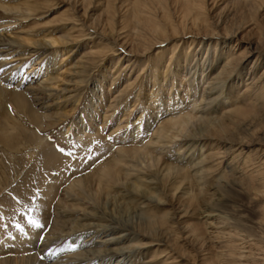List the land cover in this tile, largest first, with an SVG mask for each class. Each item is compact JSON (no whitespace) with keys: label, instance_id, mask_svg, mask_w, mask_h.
Here are the masks:
<instances>
[{"label":"bare ground","instance_id":"6f19581e","mask_svg":"<svg viewBox=\"0 0 264 264\" xmlns=\"http://www.w3.org/2000/svg\"><path fill=\"white\" fill-rule=\"evenodd\" d=\"M118 1L122 21L115 18L114 24L123 25L111 28L109 11L89 30L70 13L40 24L52 9L51 0H0V83L9 87L0 84V99L9 93L16 105L26 103L18 109L28 110L32 124L43 133L81 113L84 124L76 120L77 128L72 121L67 126L75 136L90 131L92 135L84 133L85 146L102 126L109 128L107 136L115 137L106 147L93 146L97 158L72 172L66 182L53 180L38 193L35 213L42 225L49 226L44 230L46 239L41 241V231H30L26 238L16 235L10 241L0 232V264H264V138L255 135L259 124L249 118L251 110L264 105V69L257 78L253 75L264 57V45L254 47L238 36L236 28L214 29L197 42L200 56L191 68L196 51L176 55L173 47L154 60L146 74L148 61L142 58L173 36L164 40L163 25L169 22L162 25L149 7L152 3L162 8V3ZM178 1L186 9L180 23L188 24L189 14L202 3ZM75 2L73 13L77 6L84 11ZM172 3L180 8L176 0ZM198 19L193 17V23ZM39 28H44V35L32 39V31L35 34ZM106 32H115L119 41L108 44ZM142 35L146 37L141 41ZM150 37L157 41L153 47L142 45ZM191 42L194 45L195 40ZM108 57H116L107 71L109 87L115 81L120 89H105L99 80L79 112L78 100L72 105L71 101L83 95V84ZM251 57L248 70H252L243 78V65ZM24 64H31L25 74ZM124 70L134 76L122 83ZM99 87L103 90L95 92ZM106 95H111L109 104ZM136 110L137 121L127 131L124 128ZM114 119L112 128L108 123ZM9 129L0 119V138L13 136ZM29 138L32 145L13 150L24 163L10 171L3 165L2 209L7 206L4 188L17 195L30 166L20 179L18 172L31 160L33 169L36 161L42 165L33 150L43 160L55 156L45 137Z\"/></svg>","mask_w":264,"mask_h":264},{"label":"rangeland","instance_id":"374dc122","mask_svg":"<svg viewBox=\"0 0 264 264\" xmlns=\"http://www.w3.org/2000/svg\"><path fill=\"white\" fill-rule=\"evenodd\" d=\"M75 1L77 0H51L50 7L52 9H50L49 12L45 14V16L41 19L42 21L40 20V24H44L48 22L53 16H56L57 14L62 13L63 16H70V15L73 16L74 14V16H77L81 20L80 23L85 25V27H88L89 30L93 29L89 27V25H92L91 23L93 21L95 20L98 21L99 18L104 19L106 16H109V15L112 17V21H113L112 23L110 22V27L112 28V26L116 27L118 25V23L117 25L116 23L114 24L115 18H116V21L120 19L119 15L121 12H120L118 0H103V1L102 0H82V1L79 0V3L78 1L77 2ZM160 1L162 3L161 4L162 8L160 7L156 8L155 4H152V3H150L149 7L152 6V8H154V11H156L157 13V19L161 18L162 20V25H163V22H169L168 26L167 24L166 26H164L165 24L163 25V28L165 29V32H166L164 35H162V37H164V40H166V37H169L172 35L173 36L171 37L170 40H167L166 42H163L162 44L156 46L155 48H152V51H150V53H148L146 57L142 58L143 61L144 60L148 61L146 64L147 69L145 70L146 74H149L148 70L150 71L152 67V63L155 62L160 57V55H165V53H168L173 47L175 48L176 55L181 54V52H183L186 49H189L190 51L194 49L196 51L195 53L196 55L194 54V56L192 57L193 59L191 58L190 64L188 65L191 68L192 63H196L197 58H199L200 56L199 52L197 51L199 50L197 42L201 40L202 41L205 40L206 37H203V39H201L202 38L201 36L205 34H209L211 31H215L214 29H216L217 31L220 28L219 30L221 31L222 29H226V28L227 29L236 28L238 29L237 31L239 32L238 36L239 37L243 36L244 38H246V40L250 41L251 43H254V47H256L257 44H259L260 46L264 45V3H263L264 0H202V2L201 0H199L200 3H202L200 5L201 8H198L192 11L191 14H189L190 20H187L188 24L180 23L186 11L185 8H181V5H182L181 1L176 0V2L179 3L180 8H176V5L172 3L174 0H160ZM74 2L78 3L80 7L84 8V11L82 10L80 11V9L77 6L78 11L74 10V13H73L72 7H74ZM11 3H16V1H10V4ZM109 11L111 13L113 11V13L109 14ZM98 15H100V17ZM196 16L199 19L197 23L194 24L193 17H196ZM120 24L121 23H119V25ZM122 25L123 24H121V26ZM21 27L22 26L17 27L16 30L15 29L13 30V32L19 30ZM43 30L44 28H39V30H36L37 32H35V34L32 31L31 38L33 39V37H35L36 39H40L44 35ZM106 34H107V37L105 41L108 44L111 45L112 42L119 41V40H116L117 37L115 36V32H113L112 34H110L109 32H106ZM197 35L199 36L197 37ZM131 37L132 35L129 36V38ZM145 37L146 36L142 35L140 40L142 41ZM192 39L195 40L196 44L194 43L193 45V43L191 42ZM156 42H157L156 39H151L150 37L148 38L147 41L142 42V45L148 44V46L152 45L153 47V45ZM81 46H83V44L79 45V47ZM141 47H139L138 50H135V52L139 51ZM237 47L238 46H235L234 48L237 49ZM154 50L156 51V53ZM159 50L161 54L160 52H158ZM33 58L34 57L28 60H24V62L28 63ZM57 58L58 56L56 57L55 61H57ZM115 59L116 57H108L103 67L99 69L97 73L94 74L92 80L89 83L86 82L87 84L85 83L83 84L86 86L85 89H83L84 90L83 95L82 96L79 95L76 99L71 101L72 102L71 105H72L75 103L76 100H78L76 104L77 105L80 104L82 107V108L80 107L81 109L79 108L80 109L79 112L84 110V107L86 103L88 102L87 98L89 97V91L91 87L94 84H96L99 80L104 85L105 89L111 88V90L113 89V91L116 89L118 85L115 81H113V85L109 87V82L111 83L112 81L111 79H109V76H110L109 72H107V71H110V66L112 65L113 61H115ZM253 59L254 57L248 58V60L243 65L244 67L243 72L244 71L246 72L243 78H246L249 74V70H252V69L248 70V67H250L253 64ZM192 60H194V62ZM262 60L258 63V65L254 67L253 75L255 76V78H257L259 74L261 73V71L264 69V60L263 61ZM138 61L141 62L140 59ZM31 64L29 65L24 64L26 65V68H24L23 74L26 73V70L31 66ZM188 66L187 68H185L186 70L184 69V72L185 71L188 72V68H189ZM118 68L119 70H122L123 67L121 68V65H118ZM123 73L126 74L125 75L126 77L122 76L121 78H119V81L122 83L126 81L127 79H130L132 76H134L133 73L131 74L130 72L127 73L125 72V70ZM128 74H130L131 76ZM155 74H158V72L157 73L155 72ZM0 84L2 87L3 86L6 87L5 84L4 85L2 83ZM144 85L145 84L142 83L140 88H138V91H140L141 93L144 92L145 90ZM7 89H9V87ZM101 89L103 90V87H99L95 92H100ZM118 89H120V87L117 88L115 91H117ZM81 90L82 88H80V92ZM158 93H159V97H161V94H163V89H159ZM7 94H8L7 97H3L2 99H0V119L5 120V122L9 124V127H10L9 130L13 132V136L11 137L1 136L0 138V177L2 176V173H3L1 172L3 170V165H6L5 168L10 171L14 167L19 166L24 163L23 162L24 159L23 158L19 159L18 157H16L14 152L16 150L22 151L27 145H32L33 142L29 137H32L33 135L45 137V142L50 146L51 150L55 154L53 158L43 160V157L40 156L39 153H36L35 150H33L32 155L34 159L38 156V158L41 159L42 165L39 164L38 161H36L35 169H33L32 167L35 162L31 160L26 164V166L22 168L23 171H21L22 170L21 169L18 172L19 177H17V179H20L26 167L30 166L27 169L28 170L27 177H25L26 179L24 180V183H22L23 187L27 189H23V187L22 188L20 187L21 189L17 192V195L19 196H17V195H14L13 193H9L8 189L4 188L3 194H4V197L6 198L4 200L6 201L5 203H7V206L4 207L3 209L0 208V232L2 231L6 234L5 238H8L10 241L12 240L14 241L16 238V235L18 238L19 236H21V238L23 237L26 238L28 235V232L30 231H41L40 236L45 235V231L49 229V226L43 225V228L40 230V229H36L30 224V221H38L41 223L40 219H38L37 214L35 213V211H39V208L36 202V200L39 197L38 193L43 191L48 184L53 182V180L65 178V180L61 182L62 183L66 182L68 180L67 178L70 176L72 172L75 173L77 169H80L81 167H85L92 160V158L93 159L97 158V155L92 151L93 146L101 147L102 145L106 147V145L112 144L111 143L112 139H115V137L107 136L109 128L106 127L105 129L102 126L101 127L102 129L98 128L97 133L93 132V135L96 136L97 134L96 139L89 141V143H87V146H85L86 136L84 135V133L88 131L83 130L82 128L83 134H77V136L79 135V138H77V136L73 135V128L70 125L69 126L71 128L67 126V123L72 121L71 124L75 128H77L74 124L76 120L79 121L80 125L81 123L84 124V122L80 120L81 113L76 117L74 115L73 119L69 118L65 123L55 128H52L48 131H44L46 133H43L36 126L32 124V121L30 117L28 116V110L25 111L23 109H18L19 107L23 108L27 106V104L25 103L24 105H16L12 99V96L9 93ZM110 96L106 95L104 97L106 99V102L108 103L103 101L104 103L102 105H104L105 103L106 104L110 103L111 101V99L109 98ZM100 103L101 102L98 103L99 106L101 105ZM129 103H131V101H129ZM262 110L264 111V105H262V107L261 106L255 107L253 110H251L252 113H250L249 118L251 121L252 119L254 120L252 122L254 125L256 123L259 124V127L257 125V128L254 131L255 135L258 137L264 138V112ZM126 111H128V108H126ZM253 111H255L254 114H253ZM139 113L140 112L138 110L135 111V113L132 115L133 117L132 116L130 117L132 118L130 119L131 126L129 125L125 127L124 129L128 128L127 131L131 130L130 128L132 127L133 123H136ZM120 115L121 113L118 114V116ZM115 119L112 120V122L108 123V125H112V128L115 127V124H116ZM13 123L15 124V126L11 125ZM139 123L138 124L141 130H143L144 129L143 123L142 122H139ZM68 127L69 129L66 130ZM90 130L93 131V129H90ZM88 133L91 134L90 131ZM100 139L103 142H100ZM57 146L63 147L64 152L63 153L59 152L57 150ZM254 151L255 149L252 152ZM25 152L27 155L29 154V150H26ZM11 156H14V157L12 160H9L8 158ZM99 162L100 160L98 161V163ZM45 169L47 171H45L44 173L39 171V170L44 171ZM86 172H89V171L87 170ZM159 213H162V212L159 211ZM185 249L187 250L188 247ZM190 254H194V252L191 251Z\"/></svg>","mask_w":264,"mask_h":264},{"label":"snow or ice","instance_id":"6c2138e0","mask_svg":"<svg viewBox=\"0 0 264 264\" xmlns=\"http://www.w3.org/2000/svg\"><path fill=\"white\" fill-rule=\"evenodd\" d=\"M0 71H3L2 68H0ZM57 150L61 153L64 152V148L63 147H60V146H57ZM30 224L35 227L36 229H42L43 228V225L38 222V221H30ZM44 239H46V237H43L41 236V241H43ZM70 250H75V249H70Z\"/></svg>","mask_w":264,"mask_h":264}]
</instances>
